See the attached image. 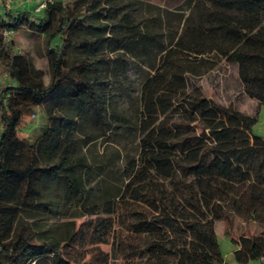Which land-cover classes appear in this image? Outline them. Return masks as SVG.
Listing matches in <instances>:
<instances>
[{"label": "trees", "instance_id": "obj_1", "mask_svg": "<svg viewBox=\"0 0 264 264\" xmlns=\"http://www.w3.org/2000/svg\"><path fill=\"white\" fill-rule=\"evenodd\" d=\"M139 1L51 0L40 12L0 11V264L48 257L71 264L62 244L72 234L59 238L48 223L58 205L50 188L57 183L68 205L80 200L87 186L78 170L88 166L80 144L113 127L105 121L108 87L97 76L108 45L122 46L152 71L140 85L135 125L127 126L136 132L137 153L126 156L115 194L104 192L100 204L87 206L92 216L126 206L132 236L119 241L121 263L223 264L214 231L220 220L238 264L264 258V231L231 227V213L264 226V139L252 132L257 116L215 101L190 79L224 59L264 103V0H189L192 21L187 16L168 44L138 28L127 10ZM23 28L42 38L47 84L3 35ZM151 39L157 63L143 59ZM39 106L46 121L34 135L18 137L23 117ZM100 125L104 133L85 129ZM116 155L98 169L114 173Z\"/></svg>", "mask_w": 264, "mask_h": 264}, {"label": "rangeland", "instance_id": "obj_2", "mask_svg": "<svg viewBox=\"0 0 264 264\" xmlns=\"http://www.w3.org/2000/svg\"><path fill=\"white\" fill-rule=\"evenodd\" d=\"M37 1L26 0L22 3L18 0L19 3H15L14 9L35 11L33 5ZM139 2L140 5L127 11L135 19L141 31H147L150 38L158 33L163 44H168L177 36L187 16L190 15L189 21H192L194 16L189 0H141ZM8 37L14 41L17 52L25 54L35 68L42 70L43 82L47 84L49 69L41 36L23 28ZM152 41V39L148 41L150 44L147 48L151 50L143 59L149 63H157L160 53ZM127 45L133 44L129 42ZM110 48L108 45L105 53L102 54L104 66L98 69L97 76L102 80L103 85L108 87L106 95L111 115L105 116V121H110L113 127L110 131L105 130V134L99 139L88 144H80L78 154L88 166L79 169L78 174L84 178L87 190L80 200L68 205L57 183L50 188V194L58 205L48 223L52 232L59 238L65 234H72L71 239L62 244V255L71 264H122L119 241L126 239V236H132L128 231L129 217L123 203L117 205L114 214L99 213L92 216L87 213V206L100 204L107 197L104 192L115 194L122 184L121 172L126 156H134L137 153L136 132H127V126L135 125L140 85L145 77L152 73L145 62L132 57L122 46L116 51H110ZM75 54L81 56L73 53ZM109 65L108 73L105 67ZM190 79L198 83L205 95L215 101L224 105L231 104L245 114H256L258 123L253 131L264 133V103L252 96L253 90L247 89L240 81L235 64L220 59L213 70ZM45 121L43 108L35 107L32 113L26 114L21 120L17 136L28 138L34 135ZM100 127L104 133L102 125L88 126L85 129L88 133L96 132L97 134L100 132ZM113 150H117L116 157L111 161L115 172L99 170L98 167L107 162ZM231 217L234 233L259 234L264 231V226L257 221L244 220L243 217L234 213H231ZM225 229L223 221L215 222L214 231L222 248L228 241L224 235ZM140 240L135 238L133 244ZM37 264H57V262L54 257H48L40 259Z\"/></svg>", "mask_w": 264, "mask_h": 264}, {"label": "crops", "instance_id": "obj_3", "mask_svg": "<svg viewBox=\"0 0 264 264\" xmlns=\"http://www.w3.org/2000/svg\"><path fill=\"white\" fill-rule=\"evenodd\" d=\"M261 105V104H260ZM259 105V106H260ZM251 114V113H250ZM258 123V119L256 121V123L253 125L252 127V132L256 135H259L261 136L263 139H264V133L263 131H253L254 129V126ZM217 222V221H215ZM215 225V224H214ZM227 239V238H226ZM227 241V240H226ZM230 243V244H229ZM225 247V249H223ZM224 247L221 248V251H222V254H223V264H238L234 257H233V251L235 249V245L233 243H231L228 239V241L224 244ZM254 261V262H253ZM247 264H262L261 263V259H253V260H250Z\"/></svg>", "mask_w": 264, "mask_h": 264}, {"label": "built area", "instance_id": "obj_4", "mask_svg": "<svg viewBox=\"0 0 264 264\" xmlns=\"http://www.w3.org/2000/svg\"><path fill=\"white\" fill-rule=\"evenodd\" d=\"M17 1L18 0H0V11H2V10L6 11V10L14 9V7H16V4L19 3ZM24 1H26V0H20V2H22V3H24ZM49 1H51V0H38L37 2L34 3L33 9L35 10V12H40L44 8L45 4ZM10 33H11L10 31H4L3 35L9 36ZM261 263L264 264V258H261Z\"/></svg>", "mask_w": 264, "mask_h": 264}]
</instances>
